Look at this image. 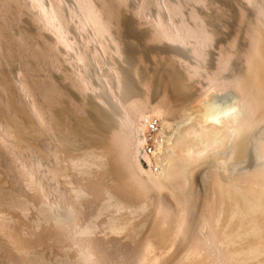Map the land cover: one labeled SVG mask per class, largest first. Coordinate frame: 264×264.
<instances>
[{"label": "bare ground", "instance_id": "obj_1", "mask_svg": "<svg viewBox=\"0 0 264 264\" xmlns=\"http://www.w3.org/2000/svg\"><path fill=\"white\" fill-rule=\"evenodd\" d=\"M67 1L63 3L66 6L64 8L61 0H49L48 3H44V0H32V2L29 0L31 5L35 4V7H32L37 12L40 10L41 14L38 19H42L41 22H43L40 24L39 21V24L42 28V25L45 26V29L48 28L53 36V43L50 47V51H53L52 65L57 71L60 70V66H55L59 60L60 52L62 54L64 51V55H67L63 57L65 58L64 62L71 58L68 62L72 66V76L65 75L66 72L63 73L64 81H68L69 86L74 87L83 96H86L87 91L97 90V86H99L100 92L87 97L86 105L82 106L83 108L87 107L84 112L86 115H83V110L79 113L76 111L78 108L75 110L76 107L74 109L71 107L72 111H70L66 98L57 97L59 92L55 82H57L58 77H51L52 84L40 82L37 85H40L42 89L43 100L56 104L63 103L61 107L55 109L53 114L56 120L52 121L54 123L50 127L44 117V110L42 111L32 99L27 102L26 106L30 115L34 118V123L31 122L32 125L26 122L29 124L28 127L20 130L13 125L14 121L9 118L10 116L8 118L11 122L7 119L6 114L2 117V120L0 119V147L4 149L3 152L8 154L5 158V154L0 150V161L3 163L0 164V170H2L0 173H7L5 175L12 178L11 189L13 190H4L3 186L1 187L0 213L18 205L17 198L21 196L13 193L15 190H33L34 193L29 199L26 198L27 194H25V200L18 198L21 200L20 203L29 202L34 203L35 206L36 202L43 203V219L50 221V223L52 221L53 226L56 228L54 238H51V236L48 246L43 245V249L48 247L50 251L56 249L67 252L65 250L73 248L77 255V259L73 263L104 264L93 238L97 227L96 221L94 222V219L86 221L87 219L78 209L82 203V195H91L92 192L84 182H80L81 178L77 179L79 181L75 179L78 183L77 185L74 183L75 187L68 186L70 181L67 176H69L68 171H70L68 168L72 166H84L82 171L88 175L91 174L89 168L93 165L100 170L105 164V153H102L105 148L102 149V147L105 142L109 141L112 145L110 148L115 151L112 149V152L115 153V162H112L113 167L110 170L112 173L108 171L109 173L106 172V174L108 173V176H111L109 177L114 181L115 186L120 187L122 195L126 198H121L123 197L121 195L119 197L115 191L117 187L110 185V187L113 186L114 190L112 189V191L111 188L104 190L106 199H113L114 204H146L148 199L153 198L155 204H159L160 212L164 216H168L172 211L177 210L174 212L176 228L173 239H188L189 235L195 230V245L192 248L208 251L219 264H228L224 257L223 245L234 242L243 233L245 235L251 233L259 236L260 239H264V0H245L248 5L250 3L252 6L248 11L250 14H245L242 11V17L239 18L242 22H247L244 34L241 35L242 38L238 34L230 38L229 41L219 38L218 42L212 46H210L213 41L211 40L213 37L212 30L215 25L211 28L212 30L210 29V33L209 28L202 20L203 17L201 19L196 14L197 12L189 13L191 14L190 17L193 18L190 19L192 20L191 23L197 19L193 25H190L187 23L188 20H184L183 15V18L181 17L182 10L180 16L178 15L181 18L177 16L178 19L174 16L179 12L180 9L178 8H181L179 4L178 7L175 3L176 10L172 8L175 7L174 4L172 3V5L169 1L168 5H172V7L165 5L167 8L171 7L168 8L166 14V11H163L164 9L167 10L164 6L165 1L157 0L161 1L158 2V6L155 0L156 10H160L159 8L162 5L165 7H162L161 12L157 11L159 15L155 12L156 17L152 15V17L154 16L153 19H156L152 20L151 16L148 17V19H151V23L152 21L155 22H153L155 27L154 25L152 27L155 28L156 43L160 44L164 40L175 44V46H170L169 50L167 49L169 52L167 57L162 53L165 57L164 62L160 63L155 70L153 68V76H158L159 73L164 74V82L160 79V83H164L168 88V90L166 89L168 94L162 91L163 93L155 101L154 107L150 103L156 98L155 90H157L158 81L150 79L152 74L148 79L140 72L138 75L140 84H138L127 77L128 71H131L130 64L124 71L119 70L120 67L117 70V68L111 67L112 64H108L111 73L109 79L106 76V79L102 80L96 75L99 72L97 70H101L102 67L106 66L100 67L105 64V60L102 58L105 57L104 53L112 54V56L116 55L119 58L123 53L127 62H131L133 51L131 44L122 41L121 45L119 43L121 42L120 39L117 41L111 30L113 26L115 28L118 25L112 26L111 24L112 21L118 20L115 18V14L117 16L119 11L115 12L120 8V4H123L126 0H98L101 1L98 4H96L97 0H73L75 7H71L74 6L73 1L70 2V5L73 4L71 6H68ZM201 1L200 3L203 4V1ZM193 2L196 1L193 0ZM149 3L146 4L145 2L143 7ZM36 5L39 9L36 8ZM67 8L68 13L67 10L66 12L63 11ZM146 8L144 7L145 10ZM144 9L142 11L145 12ZM139 10L142 14L144 13L141 9ZM207 14L205 13L206 18ZM71 17L76 20V23L73 19L71 22L73 21V24H76L73 26L78 34L77 38L70 35L72 33H70L68 27V20ZM172 17H175L176 19H173L177 22L172 20ZM207 22L209 23V20ZM152 27L151 29H153ZM115 30L113 33L116 32ZM149 31L147 32L153 33V30ZM80 32L87 34L82 41H80L82 36L79 37ZM127 36L130 37L131 33ZM155 38L154 40H156ZM150 39L145 40L146 43L150 42ZM59 46L62 47L63 51L60 50ZM184 49L193 54L196 58L194 59L195 63L191 64L187 62L188 60L185 61L184 53L187 50L184 51ZM167 51L165 49L161 50V52ZM153 55L155 57V54ZM68 56H70L69 59ZM155 58H152V60ZM140 60L143 61L142 58ZM109 61H113V59L111 58ZM139 62L141 63V61ZM58 63L61 62L58 61ZM146 63L145 65H148ZM64 70L66 71V69ZM134 70L133 72L136 71ZM102 73L104 74V72ZM3 80L0 81L1 85L7 82H3ZM24 81L23 78L18 77L16 79V82L19 83V92L27 94L28 89ZM16 82L14 83L16 84ZM149 83L151 84L148 87ZM150 87L153 90H150ZM12 91L9 92L14 93ZM158 92L160 93V91ZM70 93L75 96V92ZM203 96L208 98L204 104L200 105L199 101ZM67 99L70 102V98ZM71 99L73 98L71 97ZM83 99L85 100V97ZM80 104L78 102L76 105ZM149 106L153 110L155 107H161L164 110L165 136L163 146L157 148L154 152L156 163L160 165L161 169L159 175L151 176L146 173L143 177L142 172L145 173V170L141 165V160L139 161L140 158L137 157L142 140L140 115ZM60 122L63 124V131L58 128L59 126L56 127ZM46 128L52 131L51 136H54L55 141L46 136L45 140L44 137L40 139L41 133H44ZM54 128L60 130L56 132ZM51 131H48V133ZM23 132L29 136L30 141L21 135ZM45 135L47 134L45 133ZM75 148L83 149L80 157L71 156L70 152ZM4 162L6 163L4 164ZM230 166L239 167V170H233V172H236L233 174L229 170ZM8 176L6 177L9 178ZM200 189L202 192L205 191V195H201L198 199L197 193ZM165 192L172 197L176 209L172 210L166 206V204L172 203L166 199ZM14 194L16 199H14ZM18 194L22 195V193ZM195 204L207 205L205 211L202 210L201 214L198 213L200 218L194 229L192 222L194 219L193 213L196 212ZM211 204L213 205L211 206ZM223 215L225 219L221 227L217 223ZM233 222L236 224V227H233L234 229L230 226ZM112 223L110 222V226L111 224L116 226L114 222ZM110 228L117 230V227L113 228L111 226ZM165 235L164 233L158 235V245L148 241L142 247V252H144L137 259L138 263L136 264H152V262H149L147 255L157 248L164 249L167 239ZM25 250L29 254L30 249ZM261 251H264V242L254 248L251 247L250 250L251 254ZM32 255L33 258H27V264H45L43 261L44 255L35 256L34 253ZM64 259L61 260V264L69 262L68 259Z\"/></svg>", "mask_w": 264, "mask_h": 264}, {"label": "rangeland", "instance_id": "obj_2", "mask_svg": "<svg viewBox=\"0 0 264 264\" xmlns=\"http://www.w3.org/2000/svg\"><path fill=\"white\" fill-rule=\"evenodd\" d=\"M44 1H45L44 3H46V2L48 3L49 0L48 1L44 0ZM65 1L61 0V3H62L64 8H66L65 4H63ZM72 1L73 0L67 1L68 6H71L74 4V6H71V7H75L76 6L75 2L74 1L72 2ZM126 1L123 2V4L121 3L120 8L117 9L115 12V13H117L119 11V13H117V16L115 14V18H117L118 20L113 19L114 21H112V23H111L112 26L115 24L116 25L118 24L120 27L117 25L118 27L115 26V28H114V26H113L112 27L113 29L111 28V30H112V34H115V35H113L115 37V39H117V41H119V39H120L121 42H119V43L121 45H122V41H126L127 43L131 44V48L133 50L131 53V60H130L131 62L130 63L127 62L125 55H123V53L121 54L120 58L116 55L112 56V54H109V53L105 54L104 53L103 55H105V57H102V58L105 60V64H102L100 67H102L103 65L104 66L106 65L107 67L106 66L102 67L101 70H102V72H104V74L108 71L109 76H108V73H106L104 75L101 72V70H97L100 73L97 72L98 74L96 73V75H98L100 78H102V80L106 79V76H107V78L108 77L110 78L111 73L109 72L108 66L111 64H112L111 67H115V68H117V70L120 67L119 70H121V71H124V69L128 68L129 64H130L131 71H128L127 77L128 78L130 77V79L134 83H138V84H140V78L138 77L140 72L143 73L145 75V77H147L148 79H149L150 74H152V76H150L151 77L150 79L158 81L157 82V90H155L156 91V94H155L156 98L154 99V101L152 100L150 103L151 106L153 105L152 107L155 106V101L159 98L161 93H163L162 91H165V93L168 94L167 93L168 88L165 86L164 83L163 84L160 83L161 82L160 79H162V82H164V77H163L164 74L159 73L158 76L157 75L153 76V68L155 70L156 67L160 63L164 62L165 57H167L168 56L167 54H169L167 49L169 50L170 46H175V44H173L171 42H166L164 40H162V42L160 44L156 43L157 39L154 37L155 36L154 35L155 28L152 27L153 25L155 27V24H154L155 22L152 21V23H151V19L152 20L156 19V18L153 19V17L155 16L154 15L155 12L160 11L162 9V7H164L166 4L168 5L169 1L171 4L172 3L174 4V5L172 4L173 6H175V3H176V6L179 7V5H180L181 8L180 7L178 8L180 10H178L179 12H177L176 15H174V16L177 17L181 13V10H182L183 14L182 13L180 14L181 17L183 15V17H185L184 20H186V21L188 20L187 23H189L190 25L191 24L193 25V23L196 22L197 19L195 21L193 20L194 22L191 23L192 20H190V19L192 17H190L191 14H189V13L190 12H192V13L197 12L196 14H198L199 17H201V19L203 17L202 20L205 23L206 27L209 28V29L208 28L207 29L210 33H211L210 29L213 27V25H215L213 27V30L211 29L212 34H213V37L211 40H213L212 41L213 43L211 42L210 46H212L213 44H216V42H218L219 38H223L224 40L229 41V39L233 38L236 34H238V36H240L242 38V36L244 34V30L247 26V22L246 21L242 22L239 18L242 17V11L245 14L246 13L250 14V12H248V11H250L249 9L252 6V5H250V3H249V5H250L249 6L245 0H202L204 5L202 3H200V0L199 1L194 0L198 3L193 2V0H164L165 4H164V2H162L164 4V6L162 5L161 8H159L160 10H156L157 5L159 6V3L162 0L161 1L156 0L157 3L159 2L157 5H156L155 0H149L148 2H150V3L148 5H146L147 8H146V6H144L146 8V10H145L143 5L145 4V2H146V4L148 3L147 0H126ZM166 1H168V2H166ZM30 2H32V0H30ZM30 2H29V0H0V74H1L0 79L3 78L4 79V80L2 79L3 82L7 81L6 84L2 82L4 86L0 84V117H1L0 119L2 120V117L6 114L7 119L10 118L11 120H13L15 122V123L13 122V125H15V127L17 129H20V130H24L25 129L24 127H28V125L31 122L34 123V118L30 115V112L28 111V109L26 107L27 102H29L31 99L37 104V106L40 107V109H42V111L44 110L43 114H44L45 119L48 121L47 123H48L49 127L54 123V122L52 123V121L56 120L55 116L53 114L55 112V109L57 107H61L63 105V103L56 104L53 102L51 103V102H48L46 100H43L42 89L40 88V85L37 86L38 83H40V82H44V83L47 82L46 84H49V83L52 84L53 81H51L52 79L50 80V78L51 77H54V78L58 77L57 82H55L57 87H58V92H59L57 97H61V99L66 98L67 102L69 103L70 111H72L71 107H73L72 109H74L76 107L75 110L78 108L76 111H78L79 113H81L83 110V113H82L83 115H86V114H84V112L87 109V107L83 108L82 106L86 105V101L88 100L87 97L92 96V95L100 92L99 91L100 88H99V86H97V88H98L97 90H93V92L91 90H90L91 92L87 91L86 96H83V94H80L74 87L71 88L69 86L70 84L68 83V81H66V82L64 81V79H63L64 74L63 73L66 72L65 75L69 74L68 76H72L71 75L72 74V66L69 65L70 63L68 62V61H70L71 58H70V56H68L67 58L68 59L70 58V59L68 61L66 60V62H64L65 58H63V57H65L67 55H64L65 53H63L64 51H63L62 47L59 46L60 50L63 51L62 54H61V52L59 53L61 58L59 56L58 61H60L61 63L59 64L57 61L56 62L57 64L55 66H57V65L60 66V70L57 71L55 69V67L52 65L53 64V61H52L53 60V51H50L51 50L50 47H51V44L53 43V39H52L53 36L51 34V31L48 30V28L45 29L44 25H42L44 29L41 27L40 24L43 21L41 22L42 19H40V20L38 19L40 14H41L40 10L37 12L36 9L33 8V7H35L34 6L35 4L33 3L31 5ZM70 2H72L73 4L71 3V5H70ZM98 2L101 3V1L97 0L96 4H98ZM100 3H99V5H100ZM155 5H156V7H155ZM172 5H168V6L172 7ZM205 5H207V6H205ZM208 5H209V7H208ZM176 6L172 7V8L176 9ZM171 7H168V8H171ZM204 7H205V9H204ZM36 8L39 9L38 6ZM68 8L65 10L63 9V11L66 12V10H67V13H68V11L70 10V8H69V10H68ZM168 8H167V10H165V9L164 10L162 9V10L166 11V14H167ZM139 9H141V11L144 9L145 12L147 13V16L145 17L146 13L144 11H142L145 13V15H144V13L142 14ZM191 9H192V11H191ZM193 10H195V11H193ZM251 10H252V8H251ZM163 11H162V14H163ZM140 13L142 14V16ZM205 13L206 14L210 13L212 15L207 14L208 16L206 15L207 16V18H206ZM37 14H38V16H36ZM166 14L164 13V16ZM152 15H154V16L152 17ZM157 15H159V12H157ZM149 16H151V19L150 18L148 19ZM181 17H179V18H181ZM173 18H175V17H172V20H174ZM208 18H210V19H208ZM72 19L76 23L75 18L71 17V19L68 20L69 21L68 27L70 29V33H72L70 35H73L74 37L76 36V38H77L78 34L76 33V30H74L75 29L74 26L76 24H73V21L71 22ZM207 19L209 20V23L207 22L208 21ZM39 21H40V24H39ZM116 21L117 22L119 21V22L113 23ZM174 21H176V20H174ZM149 23H151V24H149ZM135 27L136 28L139 27V28L136 29ZM151 27L153 29H151ZM116 28L117 29L119 28V29L117 30ZM215 28H216V30H215ZM120 29H122V30H120ZM217 29H218V31H217ZM114 30L116 32L113 33ZM146 30L147 31L153 30L152 31L153 33H151L150 31H149L150 33H148ZM220 30H221V32H220ZM117 31H119V32H117ZM86 33H87V31H86ZM130 33H131V36L128 37L127 35H129ZM79 34H80L79 37L82 36V38L80 37L81 38L80 41H82V39H84L85 35H87L84 32H80ZM116 34L118 37L116 36ZM223 36H225V37H223ZM146 37H148V38H146ZM143 38H145V39H143ZM154 38L156 40H154ZM147 39H150V42L148 41L146 43L145 40H147ZM78 43H79V41H78ZM92 44H94V43H92ZM132 45H135V46H132ZM110 46H111V43H110ZM44 47H47V48H44ZM134 47H135V49H134ZM45 49H47V50H45ZM164 49L167 52H161V50H164ZM187 49H184V51ZM210 50H212V49H210ZM140 52H141V57H140ZM136 53L137 54L139 53V54L135 55ZM152 53L155 54L156 58L154 57V55ZM162 53L164 54L165 57L163 56ZM158 54L160 56H162L163 58L160 57ZM106 55H108V56H106ZM110 56H112L111 58L113 59L114 63H116L115 66H113L114 65L113 61H109L111 59ZM151 56H152V58H155V59L152 60ZM139 57L143 59L144 63H142L143 61L140 60ZM160 58L162 59V61ZM184 59H185V61L188 60L187 62L193 64V63H195L194 59H196V58L193 56V54H191L187 50L184 53ZM184 59L182 58V60H184ZM138 60L141 61V63ZM123 62H124V64L122 65ZM181 62H183V61H181ZM145 63L148 65H145ZM136 64H137V67H136ZM96 68L98 69L97 66H96ZM64 69H66V71ZM145 69H147V70H145ZM133 70L135 72H133ZM135 73L137 76L135 75ZM102 76L103 77L105 76V77L103 78ZM18 77L20 79L23 78V80H25L24 83L26 82L25 85L27 86V89H28L27 94H23L21 91L19 92V87H18L19 83L16 82V79ZM42 79H44V80H42ZM2 80H0V81H2ZM14 82H16V84ZM98 82H99V80H98ZM10 83H11V85H10ZM159 83L161 85L160 90H159ZM150 84L151 83H149L148 87L150 86ZM96 85H97V81H96ZM151 88L152 87H150L149 89L153 90ZM7 89H8V91H7ZM70 89H72V90H70ZM145 89H143V90H145ZM11 90H13L12 92H14L15 94L9 92ZM72 91L75 92V94H74L75 96H73L70 93ZM158 91H160V93ZM10 94H12V95L10 96ZM71 97L74 100L71 99ZM83 97H85V100L83 99ZM67 98H70L69 99L70 102L68 101ZM207 98L208 97L203 96L201 98V100L199 101V104L200 105L204 104L207 101ZM23 99H25V100H23ZM81 99L83 100L84 104H83V102H81L82 101ZM75 100H76V102H74ZM24 101H26V102H24ZM78 102L81 104L76 105V104H78ZM72 103H73V105H72ZM80 107H82V108H80ZM19 115H20V117H19ZM8 116H10V117L8 118ZM164 116H165L164 110L161 107H155L153 110L150 106L148 107V109H146L144 111L143 114L140 115V123H141L140 128H141V132H142L141 133L142 134V140H141V148L138 151L137 157H138V159L140 158L139 161L141 160V165L143 166V169L145 170V173L142 172L144 175H142V173H141V175L143 177L146 175V173L151 175V176H153V175L158 176L160 171H161L160 165H158V163H156V157H155L154 152L157 150V148L163 146V139L165 136V129H164V125H163L164 124V121H163ZM11 117L12 118L14 117V118L12 119ZM17 117H19V118H17ZM14 119H16V120H14ZM11 120L9 122H11ZM26 122H29V124H27ZM32 123H31V125H32ZM25 125H27V126H25ZM62 126H63V124L60 122V124L57 125L56 127L60 128L63 131L64 128H62ZM48 128L45 129L46 131H44V133H41L40 139H42L44 137L43 139L45 140V136H46V137H49V138L54 140V136L53 137L51 136L52 131L49 130L50 128L49 129ZM58 128H54L56 130V132L60 130ZM48 131H51V132L48 133ZM45 133L47 135H45ZM21 135L23 137H25L26 139H29V141H30L29 136L24 134V132ZM110 147H112V145H110L109 141L105 142V144L102 147V149L105 148V149H103L104 151H102V153L103 152L105 153V157H104V163L105 164L103 165L104 167L102 166V168H100V170H99V168H97L94 165L89 168L90 172H91L90 175L92 177L82 171L84 166L83 167L82 166H80V167L72 166L71 168H68V169H70V171H68L69 176H67V179L70 181L68 186L75 187L78 184L76 181H79L77 179L81 178L80 182H84L86 187L89 188V190L92 192L91 195H89V194L88 195L87 194L82 195V197H81L82 206L80 204L78 209H80L79 212H81V214L85 217V219H87L86 221H89L90 219L91 220L94 219L93 220L94 222L96 221L95 224L97 227H96V230L94 231L93 238H94L95 244L98 247L97 250L99 251L100 255L102 256L104 264H136V263H138L137 259L140 258L142 253L144 252V251L142 252V247H144V245H146V243H148V241L153 243L154 245H158L159 244L158 243V241H159L158 235L160 233L166 234L165 235L167 237L166 244H164V246H165L164 249H158L157 248L152 252L150 251V254L148 253L149 255H147L148 256L147 258H148L149 262H152V264H219L217 262V260L215 258H213V255L209 254L208 251L202 250V249H196L195 250L192 248V246L194 247V245H195V238H196L195 230H193L191 235H189L190 237H188V239L185 238L186 240L185 239L179 240L180 238H178L177 240L173 239L174 231L176 228V217L174 215V212L177 211L174 209H176L177 207L175 204H173L174 201H173V199H171L172 197H170V195H168V193H166V192L164 193L165 197L167 196L166 199L168 201H170V203H172V204H166V206H168V208L170 207L172 210H174V212H173L170 209L172 212L168 216H164L162 214V212H160L159 204H155L153 198L148 199L147 200L148 202H146V204H114L113 199H108V198L106 199V194H105L104 190L107 188H111V190L112 189L114 190V188H112V187L115 186L114 181H112V179L110 178L111 176L110 175H109L110 177L108 176V173H109L108 171L112 170L113 163L115 162V159H114L115 158V153H114L115 151L113 148H110ZM106 148H107V150H106ZM112 149L114 152H112ZM0 150H2L1 152L4 151V149H2L1 147H0ZM71 152H70L71 156L74 157L76 155L75 157H80V155H82V153H83V149L75 148V149H72ZM76 153H78V154H76ZM3 154H5L4 157L7 158L8 154H6L5 152H3ZM4 157H2V158L4 159ZM3 159H2V161H3ZM5 161L8 162L7 159H5ZM6 162H4V164ZM0 164H3V163L1 162ZM106 168H108V169H106ZM231 168H233V169H231ZM103 169H104V171H103ZM229 170L232 173L233 170L238 171L239 167L230 166ZM235 171L233 172V174L236 173ZM0 172H2V170H0ZM71 172H73L74 174ZM106 172H108V173L106 174ZM110 172L112 173V171H110ZM5 174H7V173H3V174L0 173V189L3 186L4 190L13 191L11 189L12 178H10L8 175H5ZM70 174H72V175H70ZM6 176H8L9 178H7ZM107 177H109L110 180H109V178L107 179ZM70 178H72V179H70ZM75 179H76V181H75ZM96 179H97V181H96ZM73 180H74V182H73ZM74 183L76 185H74ZM110 185H113V186L110 187ZM115 187H117V186H115ZM117 188L115 190L116 194L119 197L123 196L121 198H126L124 195H122L120 187H117ZM200 188L203 190L202 187H200ZM200 190H199V193H197L198 199H200L201 195H205V191L202 192V190L201 191ZM15 191L13 193H17L16 195L21 196L20 198L17 196L21 200L22 199L25 200V194L29 195V196L26 195V198L29 199L34 193L33 190L29 191V189H25V191L24 190L23 191L22 190L16 191V192ZM18 193H22L23 196L21 194H18ZM103 193H104V197H103ZM16 195L14 196L15 197L14 199H16ZM18 198H17L18 205L14 206L13 208H9L8 210H4V212L0 213V219H1L0 223L3 225L2 226L0 224V227L2 226V228H0V229H2V230H0V264H15V263L27 264V258H33L34 257L32 255L33 253L35 256L36 255H44L43 261L45 264H61L60 262L64 258H65L64 260H67V259L69 260V262L67 261L65 264H76V263H73L77 259L76 251L73 248L72 249L69 248V249L65 250L67 252L58 251L56 249H55V251H53V250L50 251V250H48V247L46 248L47 250L43 249L44 246H48L49 239L51 240V238H54L53 236L56 234V228L53 226L52 221L50 223V221L48 222V221L43 219V213H44L43 203L36 202L35 203L36 206H35L34 203L33 204H31L29 202L28 203H25V202L20 203L21 200H19ZM100 198H102V199H100ZM150 201H152V202H150ZM206 205L207 204H200V205L195 204L196 212L193 213L195 216L193 215L194 219L192 222L194 229H195V226L197 225V223L199 222L200 215H198V213L202 212V210L205 211ZM212 205L213 204H211V206ZM224 219H225V216L223 215L222 217H220V219H219L220 222L218 221L217 224H219V226L222 227L223 223H224ZM110 222L111 223L114 222V224L116 226L112 225L113 223L111 224V226H113V228L117 227L116 228L117 230H115V228L113 230H112V228H110L111 227ZM194 222H195V224H194ZM235 225L236 224H234V222H233V224L230 226H232L231 228H233V227L235 228L236 227ZM219 226H217V227L220 228ZM247 234H250V235H247ZM247 234L245 235L243 233L242 236H240L239 238L237 237L236 238L237 240H235L234 242L229 243L228 245L227 244L223 245V251L225 253L224 257L226 258L225 260H227L228 264H264V251H261L259 253L257 252L254 254L252 253L253 255L250 252L251 247L254 248L256 246H259L260 243L262 244L264 242V239L263 238L260 239L259 236L251 234V233H247ZM244 235H245V237H244ZM253 236H256L258 239L256 237H253ZM241 238H243V239H241ZM238 239H240V240H238ZM247 248H248L249 252L247 251ZM25 249H30L33 251L29 250L28 251L29 254H28V253H26L27 251ZM41 249H43V250H41ZM191 251H192V253H190ZM193 252H195V253H193ZM244 252H245V254H243ZM17 260L20 262L18 263ZM58 260H59V262H58Z\"/></svg>", "mask_w": 264, "mask_h": 264}]
</instances>
